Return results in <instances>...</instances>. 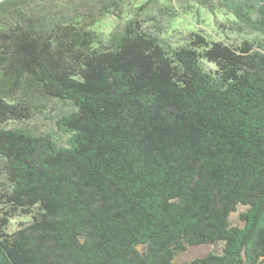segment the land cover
Wrapping results in <instances>:
<instances>
[{
    "label": "trees",
    "instance_id": "16d2710c",
    "mask_svg": "<svg viewBox=\"0 0 264 264\" xmlns=\"http://www.w3.org/2000/svg\"><path fill=\"white\" fill-rule=\"evenodd\" d=\"M178 4L0 1V264H264V0Z\"/></svg>",
    "mask_w": 264,
    "mask_h": 264
},
{
    "label": "rangeland",
    "instance_id": "374dc122",
    "mask_svg": "<svg viewBox=\"0 0 264 264\" xmlns=\"http://www.w3.org/2000/svg\"><path fill=\"white\" fill-rule=\"evenodd\" d=\"M178 1L179 0H171L172 7H166L165 6L163 8L161 6L159 8V10H160L159 11V16L155 15V17L157 19H160L159 26L162 27V29L164 27L165 28L168 27L167 29L170 30V29H173L174 27H178V25H181V30H184L185 29L184 27H186L187 24H189V25L192 24L191 25L192 26L191 28L194 29L197 32H199V31H202L204 33L208 32V33H211V35H213L212 33H215V31L210 26H208L206 24H203L201 22V17H195V18H193V21H192V17L189 18V19L183 18V17H180V19H179L178 17H176V18H178V20H176L175 22H173V25L171 24V22L169 23V19L174 15V13L179 12V10H182V8H179V7L176 8V5L177 6H180L178 4ZM151 4L152 3H148V7H151ZM262 8L263 7H261V9ZM108 19H110V18H108ZM173 19H171V20H173ZM209 20L211 21L212 26H214V20L211 19V18H209ZM161 21H163V22H161ZM168 24H169V26H168ZM254 29H257L258 30L259 27L257 25H250V28H249V32L248 33L253 36V39H256V38L259 39V35L261 34V32L260 31H254ZM215 34H217V33H215ZM165 35H167L166 32H165ZM243 37H244V35H243ZM163 42L164 43H167L164 40H163ZM110 43H111V41H110ZM49 107L51 108V111H53V113H59V112L62 111V113H64V114L67 113L68 111H71L73 109V107H71V104L70 103L68 105H65V104L61 105V103H59V102H55L53 104L51 103L49 105ZM215 251H217V249L214 248L213 246L212 247L211 246H201V247H198V248H192L187 253V255L184 256V259H187L188 260V259H193V258H200V257H203V256H205L206 254H208L210 252H215Z\"/></svg>",
    "mask_w": 264,
    "mask_h": 264
},
{
    "label": "water",
    "instance_id": "95a60500",
    "mask_svg": "<svg viewBox=\"0 0 264 264\" xmlns=\"http://www.w3.org/2000/svg\"><path fill=\"white\" fill-rule=\"evenodd\" d=\"M1 1V0H0Z\"/></svg>",
    "mask_w": 264,
    "mask_h": 264
}]
</instances>
